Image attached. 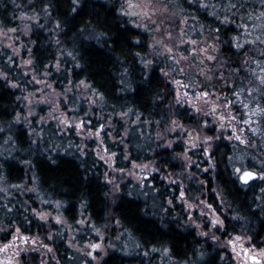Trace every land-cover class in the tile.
<instances>
[{"label":"clouds","instance_id":"clouds-1","mask_svg":"<svg viewBox=\"0 0 264 264\" xmlns=\"http://www.w3.org/2000/svg\"><path fill=\"white\" fill-rule=\"evenodd\" d=\"M0 264H264V0H0Z\"/></svg>","mask_w":264,"mask_h":264},{"label":"trees","instance_id":"trees-1","mask_svg":"<svg viewBox=\"0 0 264 264\" xmlns=\"http://www.w3.org/2000/svg\"><path fill=\"white\" fill-rule=\"evenodd\" d=\"M4 15H5V17L7 18V14L5 13ZM6 22H7L9 25L14 26V24H12L11 20L6 19Z\"/></svg>","mask_w":264,"mask_h":264}]
</instances>
